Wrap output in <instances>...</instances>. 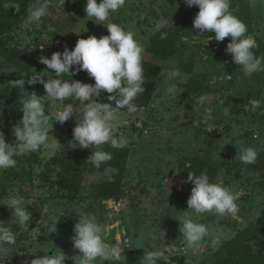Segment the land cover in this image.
<instances>
[{
	"label": "rangeland",
	"instance_id": "obj_1",
	"mask_svg": "<svg viewBox=\"0 0 264 264\" xmlns=\"http://www.w3.org/2000/svg\"><path fill=\"white\" fill-rule=\"evenodd\" d=\"M14 2H20L19 11L0 7V19L15 17L13 28L0 37V132L7 143L15 141L12 127L22 118L23 96L35 92L45 103L46 115L62 106V102L46 96L43 84L27 83L28 75L35 71L45 80L55 76L39 57L50 58L54 52L63 53L65 47L73 50L80 38L109 34L107 22L98 24L86 16V0H48L50 15L39 27L27 22V9L43 0ZM23 7L26 14H20ZM231 10L247 25V35L255 38V54L264 56V0H231ZM198 11L184 0H126L125 6L111 15V21L131 31L143 47L144 85L150 84L154 91L148 103L137 106L136 113L129 114L126 109L112 113L113 134L117 139L125 138L127 143L121 147L129 150L122 176L118 177L114 167L92 172L84 165L68 174L70 188H58L57 175L63 170L53 159L63 157L67 147L80 148L73 138L78 121L75 115L63 124L50 120L47 143L37 152L17 157L15 168L0 170V203L10 195H19L31 212L29 227L24 229L16 223L11 209L0 204V222L16 234L14 246L0 245V264H31L46 253L61 252L67 257L64 264H78L80 253L73 246L72 236L78 218L85 214L96 217L109 244L125 251L126 264H143V254L155 248L165 251V258L157 264H217L224 261L219 256L238 231L264 218V72L245 76L226 52L231 37L222 42L209 40L214 32L201 34L194 28ZM157 24L162 25L159 31ZM173 66L179 69L180 77L169 80L167 72ZM70 71V77L62 78L76 80L77 73ZM20 78L25 79L23 88L10 84ZM184 83H193L196 88H186ZM172 85L175 91L167 92ZM201 95L209 98L205 107L211 109L210 114L197 104ZM250 100H260L261 108L246 109ZM97 102L115 107L112 100L97 98ZM63 103L73 101L65 98ZM80 106V101L74 102V107ZM239 109L243 113L234 116ZM249 119L255 120L251 123ZM208 136L212 149L202 153L208 158L205 166L219 167L225 162L233 168L230 173L219 168L211 181L222 183L238 196L236 215H197L188 209L189 197H183L194 187L187 181L189 172L208 175L207 167L201 168L197 162L184 173L178 169L200 151ZM249 146L258 152L254 164L239 160V151ZM109 180H120L111 195L97 194L91 187ZM45 206L47 214L43 212ZM186 214L208 228V236L197 248H189L179 231V220ZM213 239L215 247L211 246ZM247 244L252 248L250 259L264 264V240L257 235Z\"/></svg>",
	"mask_w": 264,
	"mask_h": 264
},
{
	"label": "clouds",
	"instance_id": "obj_2",
	"mask_svg": "<svg viewBox=\"0 0 264 264\" xmlns=\"http://www.w3.org/2000/svg\"><path fill=\"white\" fill-rule=\"evenodd\" d=\"M184 2L188 7H198L193 26L201 34L214 32V37L208 36L209 40L222 42L226 37H231L226 52L231 54L234 63L241 66L245 76L251 77L257 72H264V56H257L253 51L258 47L257 42L253 36L247 35V25L231 10V0H184ZM19 3L14 0H0V7L4 9L15 7L19 11ZM125 3L126 0L99 2L86 0L84 7L86 16L98 24L104 25V22H107L109 34L100 38L94 35L86 39L80 38L73 50L65 47L63 53L54 52L50 58L44 55L39 57L40 63L46 65L48 72L54 73L55 76H48L45 80L40 72L35 71L28 75L27 83L43 84L46 96L50 100L62 102V106L46 115L45 103L35 92L22 97L20 103L23 115L12 127L15 141L7 143L5 135L0 132V170L13 169L17 165V157L39 151L48 141V125L52 119L63 124L76 116L78 122L73 128L74 144L84 149H94L87 162L97 169L112 159V153L104 150L105 145L117 148L127 143L125 138L117 139L114 136L110 125L112 113L115 109H126L129 114L137 112V105L133 101L145 91V77L142 63L143 47L131 31H126L111 21V15L123 8ZM27 12V22L39 27L42 19L50 15L48 0H43L35 8L27 9ZM161 26L157 24L156 30L159 31ZM161 38H165V34L162 33ZM40 48L43 49V46ZM70 70L86 71L94 78V85L71 78L63 79L64 75L70 77L73 74ZM179 77V69L175 66L167 72L169 80H176ZM10 84L15 88H23L25 79H16ZM175 87L172 85L167 92H174ZM102 90L115 93L109 96V99L115 102V107L97 102L96 98L100 96ZM65 98L72 100L73 103H63ZM77 100L82 106L74 107ZM208 103L209 98L206 95H201L197 99V104L204 107L206 114H210L211 111L205 107ZM245 108L256 111L261 108V101L250 100ZM238 155L244 164H254L258 159V152L251 146L242 148ZM187 181L194 185L187 200L188 209L192 212L197 215L214 213L219 216L236 215L238 212V196L222 183L210 181L205 173L196 175L193 172H189ZM0 204L11 209L12 216L16 218V223L21 228L29 227L31 212L26 209L22 197L10 195ZM43 212L45 214L49 212L47 206ZM179 221L181 222L179 231L189 248H197L200 241L209 234L207 226L194 220L190 215L186 214ZM72 241L74 248L80 253L78 264H94L98 259L126 264L125 251L119 245L107 242L105 229L94 215L85 214L78 218L74 225ZM15 243L16 234L7 224L0 222V245L14 246ZM211 246H216L214 239ZM162 258H165L164 250L156 248L148 250L143 254V264H157ZM66 259L62 252L59 255L46 253L43 257L33 259L31 264H64Z\"/></svg>",
	"mask_w": 264,
	"mask_h": 264
},
{
	"label": "trees",
	"instance_id": "obj_3",
	"mask_svg": "<svg viewBox=\"0 0 264 264\" xmlns=\"http://www.w3.org/2000/svg\"><path fill=\"white\" fill-rule=\"evenodd\" d=\"M26 9L23 7L20 9V14H26ZM15 18V17H14ZM14 18L4 17L0 19V37L5 34L6 32L10 31L13 28V20ZM76 80L94 85L95 81L94 78H91L86 71H79L76 72ZM79 74V75H78ZM182 86L186 88H196V85L193 83H184ZM145 91L138 95L136 98L135 103L137 106H143L146 103L149 102L153 95V88L150 84L148 86L144 85ZM113 95V93H107L102 90L100 96L98 97L99 100L103 101H110L109 96ZM243 113V111L237 110L236 113H234V116L239 115L240 113ZM249 113H244V115H248ZM261 118H264L261 117ZM255 119H249L248 121L253 123ZM224 121V125L226 124V120ZM223 125V127H224ZM220 131L221 128H218ZM212 138L210 136L207 137V140L205 142V145L201 147L200 151L194 155H191L186 164L181 165V169H178V172H186L187 170H191L195 167V164L199 162L201 168L205 166V164L208 163L207 156L202 154L206 150L212 149L211 146ZM66 154L61 157H55L53 160L57 162L60 166V168L63 171H60L57 175L56 184L58 188H70V185L67 182V176L68 174L72 173L75 169L78 167L89 165V169L92 172H100L104 170L107 167H114L118 172V177L120 178L122 176V173L125 169L127 159H128V148L127 147H117L114 148L110 145H105L104 150L112 153V159L108 161L107 163L103 164L99 169L92 166L90 163L87 162V159L91 155V151L94 149H84V148H78L74 149L72 147H67ZM264 158V155L262 156ZM263 163L264 161L261 160ZM208 176L210 178V181L215 177V175L218 173L219 168H224L227 173L232 172L233 168L230 165V163H221L219 167L215 165H206ZM120 186V180L118 181H106L103 183H95L92 185V189L97 194H112L114 191L118 189ZM260 187H262V184H260ZM193 188V187H192ZM191 188V189H192ZM191 189H190V195H191ZM190 195H184L183 197L187 198L190 197ZM260 236L264 240V218H260L257 222H251L249 226L241 231H238L227 243L224 254L220 255L219 258L224 257V261L221 260L217 261V264H256L255 259H250L251 255L253 254L252 248L247 244L248 239H253L255 236ZM253 257V256H252ZM182 261V260H181ZM116 264H122V263H116Z\"/></svg>",
	"mask_w": 264,
	"mask_h": 264
},
{
	"label": "crops",
	"instance_id": "obj_4",
	"mask_svg": "<svg viewBox=\"0 0 264 264\" xmlns=\"http://www.w3.org/2000/svg\"><path fill=\"white\" fill-rule=\"evenodd\" d=\"M98 98V97H97ZM97 98H96V100H97Z\"/></svg>",
	"mask_w": 264,
	"mask_h": 264
}]
</instances>
